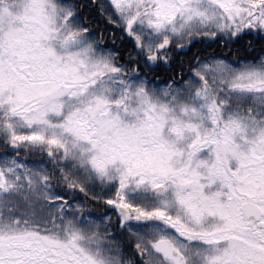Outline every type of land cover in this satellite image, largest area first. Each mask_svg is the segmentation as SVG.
Wrapping results in <instances>:
<instances>
[{"label":"snow or ice","instance_id":"obj_1","mask_svg":"<svg viewBox=\"0 0 264 264\" xmlns=\"http://www.w3.org/2000/svg\"><path fill=\"white\" fill-rule=\"evenodd\" d=\"M0 264H264V0H0Z\"/></svg>","mask_w":264,"mask_h":264}]
</instances>
